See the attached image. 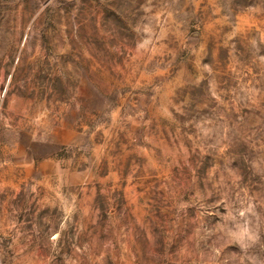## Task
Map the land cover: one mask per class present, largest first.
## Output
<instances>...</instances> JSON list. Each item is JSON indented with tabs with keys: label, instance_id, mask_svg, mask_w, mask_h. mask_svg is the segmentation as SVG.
I'll return each mask as SVG.
<instances>
[{
	"label": "rangeland",
	"instance_id": "1",
	"mask_svg": "<svg viewBox=\"0 0 264 264\" xmlns=\"http://www.w3.org/2000/svg\"><path fill=\"white\" fill-rule=\"evenodd\" d=\"M0 264H264V0H0Z\"/></svg>",
	"mask_w": 264,
	"mask_h": 264
}]
</instances>
